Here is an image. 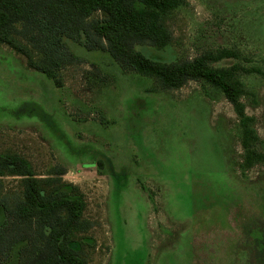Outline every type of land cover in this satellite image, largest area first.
I'll use <instances>...</instances> for the list:
<instances>
[{
    "label": "rangeland",
    "instance_id": "1",
    "mask_svg": "<svg viewBox=\"0 0 264 264\" xmlns=\"http://www.w3.org/2000/svg\"><path fill=\"white\" fill-rule=\"evenodd\" d=\"M167 25V47L137 50L166 62L239 55L211 66L242 68L252 148L264 155V0H185ZM64 43L77 61L61 87L0 44V152L24 157L37 177L64 168L94 223L86 264H264V162L245 166L224 95L204 80L160 90L106 51ZM253 64L262 74L243 70ZM2 179L7 196L21 194L19 177ZM17 249L6 264H18Z\"/></svg>",
    "mask_w": 264,
    "mask_h": 264
},
{
    "label": "trees",
    "instance_id": "2",
    "mask_svg": "<svg viewBox=\"0 0 264 264\" xmlns=\"http://www.w3.org/2000/svg\"><path fill=\"white\" fill-rule=\"evenodd\" d=\"M185 0H0V44L25 58L26 66L42 73L55 87L63 85L61 70L77 58L64 40H80L87 51L103 50L125 70L152 78L160 90L178 89L204 80L221 92L239 118L247 167L264 162L252 148L253 118L245 114L246 94L238 64L213 67L211 62L238 59L230 49L205 51L191 59L161 61L137 50V45L167 47L172 32L168 16ZM246 73L262 74L260 64ZM151 89V91H153ZM64 168L37 177L18 153L0 152V264L17 249L18 264H86L87 235L94 226L84 217L86 203L77 189L62 182ZM19 177L21 194L7 196L2 177Z\"/></svg>",
    "mask_w": 264,
    "mask_h": 264
}]
</instances>
